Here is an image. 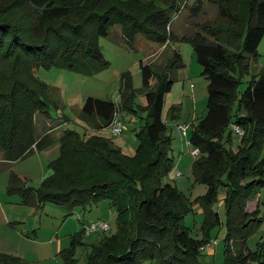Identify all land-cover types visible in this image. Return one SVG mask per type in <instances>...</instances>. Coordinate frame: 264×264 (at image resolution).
I'll return each mask as SVG.
<instances>
[{
    "label": "trees",
    "instance_id": "1",
    "mask_svg": "<svg viewBox=\"0 0 264 264\" xmlns=\"http://www.w3.org/2000/svg\"><path fill=\"white\" fill-rule=\"evenodd\" d=\"M27 2L43 20L56 25L41 37L38 22L23 26L0 17V62L10 61L18 74L10 90L0 89V149L5 161L16 163L45 148L53 141L51 133L60 130L61 152L50 163L40 188L29 187L12 171L8 193L20 195L23 204L36 208L48 201L66 206L109 201L117 212L118 231L94 248L89 264H141L144 260L203 264L198 259L203 244L192 238L184 225L188 201L174 185L164 182L173 169L164 101L172 89L169 70L183 65L178 51L163 72H154L147 61L140 62L148 114L144 126L135 130L140 140L136 158L123 154L110 139L97 133L112 123L118 104L110 100L92 96L85 100L81 116L96 132L91 136L58 128L59 124L43 135H38L36 128V115H49L48 102L38 92L43 86L33 77L36 67L55 66L87 76L100 72L109 63L98 46L99 38L114 34L111 30L118 25L122 27L120 36L130 47L138 34L154 42L172 43L179 39L172 31L174 19L187 2ZM206 2L217 6L216 19L198 24L193 36L182 38L191 43L208 82L207 112L190 137L202 154L194 164L196 180L208 186L197 202L207 211L209 227L220 224L219 215L210 207L219 189L225 188L224 264H264V247L252 251L247 245L261 220L257 210L246 209L248 200L264 187V70L253 76L243 92L238 91L241 78L250 74V58L258 55L264 38V0H193L191 15H200ZM124 78L120 92L133 111L129 97L133 93L129 79ZM233 126L244 131L235 149L227 147L231 138H226ZM74 243L60 252L64 264H78ZM0 264L27 263L0 253Z\"/></svg>",
    "mask_w": 264,
    "mask_h": 264
},
{
    "label": "rangeland",
    "instance_id": "2",
    "mask_svg": "<svg viewBox=\"0 0 264 264\" xmlns=\"http://www.w3.org/2000/svg\"><path fill=\"white\" fill-rule=\"evenodd\" d=\"M185 2L186 7L174 19L172 25V31L179 39L172 43L154 42L138 34L133 46L130 47L120 36L122 27L118 25L111 30L114 34L99 38L98 46L104 59L109 63L100 72L87 76L55 66L36 67L33 70V77L43 86L38 88V92L49 105V115L45 117L41 114L36 115V128L37 134L43 135L59 124L61 126L58 128L76 131L81 136H91L96 132L87 127L81 116L85 100L91 96L110 100L121 107L123 131L120 135H115L108 128L97 133L110 139L123 154L136 158L140 140L135 130L139 131L144 126L148 114L145 97L147 89L142 85L140 62L147 61L154 72H163L174 51H178L183 65L169 70L172 89L164 101V118L167 119V136L170 139L168 152L173 165L164 182L174 185L188 201L189 208L184 215V225L188 228L190 236L203 244L198 256L199 262L224 264L227 233L224 202L226 190L223 187L219 189L217 198L210 207L212 212L219 215L221 223L209 227L207 211L197 202V198L206 194L208 186L197 181L194 174V164L202 158V154L192 156L190 154L192 147L187 145L195 126L207 112L208 82L201 74L202 67L197 62L191 43L182 39L185 36H193L198 31V24L215 20L218 10L217 6L206 2L203 12L193 17L190 9L193 0ZM0 17L11 19L23 26H35V22H38L40 26L37 32L41 37L48 27L56 25L43 20L27 0H0ZM255 63L264 65V38L259 44L258 55L250 58L252 70ZM16 78L18 74L14 73L12 63L0 62V89L10 90ZM123 78L129 79L133 93L129 95L133 111L128 104L125 105L120 92ZM252 78L251 74L241 78L238 89L240 93L245 90ZM236 108L237 104H234L233 113ZM177 124L187 126V139L182 136ZM231 130L226 132V138L229 136L231 138V143H227V147L235 149L239 135ZM60 134V130L54 131L51 133L53 141L49 145L40 151L35 150L33 154L16 163L5 161L4 152L0 149V253L17 256L27 264H64L60 252L69 248L73 240L74 255L78 264H89L94 248L99 247L106 238L118 231L116 209L107 200L73 206L48 201L42 208H36L23 204L20 195L8 193L12 171L25 179L29 187L38 189L42 186L43 178L50 172V163L60 155ZM175 167L181 176H175ZM247 206L250 212L257 210L256 216L261 220L256 232L248 238L249 249L255 251L259 245L264 247V187L248 200ZM98 221L107 223L109 230L87 234L86 227ZM141 264L156 263L144 260Z\"/></svg>",
    "mask_w": 264,
    "mask_h": 264
},
{
    "label": "built area",
    "instance_id": "3",
    "mask_svg": "<svg viewBox=\"0 0 264 264\" xmlns=\"http://www.w3.org/2000/svg\"><path fill=\"white\" fill-rule=\"evenodd\" d=\"M121 107H117L116 111L114 112V116L112 118V123L110 125L111 132L115 135H120L122 133L123 129V120L121 119ZM178 130L181 132L182 136L187 139L188 133H187V126L185 124H177ZM233 130L236 131V133L239 135V137H242L244 135V131L237 127L233 126ZM187 145L191 146L192 149L190 151V154L194 157H197L200 154V150L198 147H195L191 141L187 140ZM175 176L179 177L181 176V173L177 170V167H175ZM109 230V225L107 223H104L102 221H98L95 223H92L88 225L85 229V232L87 234L93 233V232H107Z\"/></svg>",
    "mask_w": 264,
    "mask_h": 264
},
{
    "label": "crops",
    "instance_id": "4",
    "mask_svg": "<svg viewBox=\"0 0 264 264\" xmlns=\"http://www.w3.org/2000/svg\"><path fill=\"white\" fill-rule=\"evenodd\" d=\"M173 33H174V32H173ZM262 40H263V39H262ZM262 70H264V65H263V64L260 65L259 63H255V64L253 65V70H252V68L250 67V74H251L252 76H256V75L259 74ZM246 209H248L247 211L250 212L248 206H247ZM0 214H1V211H0Z\"/></svg>",
    "mask_w": 264,
    "mask_h": 264
}]
</instances>
